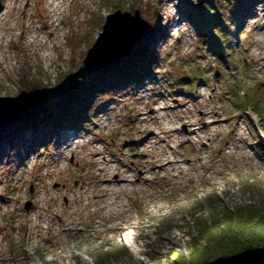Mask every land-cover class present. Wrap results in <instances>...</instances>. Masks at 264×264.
Listing matches in <instances>:
<instances>
[{
    "label": "rangeland",
    "instance_id": "374dc122",
    "mask_svg": "<svg viewBox=\"0 0 264 264\" xmlns=\"http://www.w3.org/2000/svg\"><path fill=\"white\" fill-rule=\"evenodd\" d=\"M21 1L0 25V97L22 96L30 108L42 95L28 91L36 79L51 99L83 90V75L95 74L83 61L115 11L140 10L141 43L157 69L103 95L96 85L89 97L77 92V108L90 100L89 119L43 143L26 125L0 127V264H203L194 245L216 248L228 218L259 209L252 205L264 195V0L225 12L229 26L239 25L225 51L187 16L198 0H61L58 12L53 0ZM8 2L0 0V12ZM151 135L158 146L145 143ZM165 150L180 169L156 170L143 157L163 159ZM105 159L107 175L117 167L129 180L123 187L95 184ZM98 192L108 197L92 204ZM115 194L138 225L131 232L145 235L139 252L114 230Z\"/></svg>",
    "mask_w": 264,
    "mask_h": 264
},
{
    "label": "trees",
    "instance_id": "16d2710c",
    "mask_svg": "<svg viewBox=\"0 0 264 264\" xmlns=\"http://www.w3.org/2000/svg\"><path fill=\"white\" fill-rule=\"evenodd\" d=\"M198 2L195 11L187 13V16L195 23H197L195 19H198L200 26H203L202 34L227 47V49L221 48V51L229 50L231 48L229 30L236 28L238 31L239 25L236 22L233 27L229 26L230 16L227 17L225 12L230 11L233 5L235 8L236 5L240 6V0H198ZM153 24L157 25V23ZM159 29L156 28V33L160 31ZM141 42L142 40L133 48L127 59L117 61L107 69L98 71L92 78H88L86 74L83 75V90H71L70 86L66 94L51 99L52 97L49 96L52 94H48L49 88L43 82L37 79L27 82L30 94L35 92L42 95H39L36 102L31 104L28 113L22 119L12 122L8 128L19 131L26 125L28 131L32 130L36 140L43 143L49 137L55 138V135L64 128L74 129L79 126L89 119L90 100H82V107L77 108L76 102L81 98L77 92H85V96L89 97L91 88L96 85L94 93L103 95L125 85H137L157 69L155 68L157 60L153 53L146 50L144 43ZM130 64L133 67H130ZM260 199H262L260 202L252 205L259 206V209L250 213H239L237 210L234 216L228 218L229 221L225 227L219 229V233L214 234L218 239L216 248L199 249L198 245H194L195 250L192 251V257L199 261L205 256L206 260L203 264H264V195ZM200 234L203 235L202 232ZM103 257L106 258L105 255ZM186 264H190L189 261Z\"/></svg>",
    "mask_w": 264,
    "mask_h": 264
},
{
    "label": "water",
    "instance_id": "95a60500",
    "mask_svg": "<svg viewBox=\"0 0 264 264\" xmlns=\"http://www.w3.org/2000/svg\"><path fill=\"white\" fill-rule=\"evenodd\" d=\"M146 22L140 10L134 13L115 11L110 14L103 30L88 50L83 65L88 74L97 73L111 64L123 60L141 40ZM29 101L24 97H0V127L22 119L29 111ZM30 203L26 205V209Z\"/></svg>",
    "mask_w": 264,
    "mask_h": 264
},
{
    "label": "bare ground",
    "instance_id": "6f19581e",
    "mask_svg": "<svg viewBox=\"0 0 264 264\" xmlns=\"http://www.w3.org/2000/svg\"><path fill=\"white\" fill-rule=\"evenodd\" d=\"M27 2V4L25 5V7L27 8L29 6V0H25ZM54 2H51L54 4V10L52 12H55L57 10L60 11V7L62 5V2L61 0H53ZM22 4V1L21 0H9V2L7 3L6 6H3V9L1 10L0 12V25L2 27H5V25H7V18H10L13 16V13L15 12V10L17 8H19ZM5 16V18H4ZM0 39H2V37H0ZM222 49H227V47L225 46H222L221 47ZM260 61H264V58H261L259 59ZM193 126V125H192ZM197 130V129H196ZM158 135V134H157ZM151 140H154L153 142ZM72 142V141H71ZM161 142L160 139H158V136L156 135H151L150 137L146 138L145 140V143L150 145L151 147L153 146H158L159 143ZM164 143V142H163ZM72 144V143H71ZM65 148L68 149L70 147V145L68 143H65ZM159 149V148H157ZM171 150V148H169V151ZM172 151V150H171ZM160 154L162 155L163 154V150L160 151ZM165 157H163V159L161 158H157L156 156L153 157L152 155L150 156H147L146 154L143 155L146 163H153L155 164V169L158 170H164L165 167H168L170 166L172 169L174 170H178L180 169V164L181 162L180 161H177L175 157H171L170 156V152H167L165 150ZM109 160H104L103 162H101V164H99V167L97 169V176L95 177V184L99 186V188H111L113 185L117 187H123L127 182H129V180L125 177V175L119 170L116 168H114L113 170H111L110 173L114 174L116 176V180H113L109 177V174L107 175L106 173V170L108 169L109 167ZM96 164V162H95ZM110 171V169H109ZM183 174L182 173H178V174H174V177L175 178H180ZM108 177V178H107ZM142 180H145L144 177H142ZM78 191H84L85 194H87V191L85 190V188L81 187L78 189ZM76 190H72L70 191V196L72 198H74L76 195ZM83 195V193H82ZM108 197V194H100L99 192L98 193H91L90 196L88 197V199H91L92 200V204H97V202H100L101 199L103 198H106ZM114 201L112 200L110 202V206H113L114 210H116L117 212L114 213V216H113V219L117 221V226L114 227V230H118L119 232H121L122 235L121 238L122 240H126L128 243L131 244V247L133 248V251L135 252H139V244H138V241L139 240H142L145 238V235L144 234H141V233H133L131 232V229H134V227L136 229H138V225H134L133 223V220L131 219H128V216L125 214V213H120V211L124 209V206H123V202L121 201V194H115L114 195ZM66 208L68 209L69 208V205L66 206ZM106 208V206H102L100 209L102 211H104V209ZM63 223V221H62ZM63 226H65V223H63ZM73 228V227H72ZM71 228L68 229V231H70ZM83 264H90L89 263H86L85 261H83Z\"/></svg>",
    "mask_w": 264,
    "mask_h": 264
}]
</instances>
